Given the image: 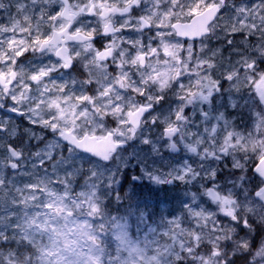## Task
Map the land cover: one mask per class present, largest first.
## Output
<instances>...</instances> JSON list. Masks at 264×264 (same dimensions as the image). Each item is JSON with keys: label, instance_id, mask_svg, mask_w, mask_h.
Segmentation results:
<instances>
[{"label": "snow or ice", "instance_id": "6c2138e0", "mask_svg": "<svg viewBox=\"0 0 264 264\" xmlns=\"http://www.w3.org/2000/svg\"><path fill=\"white\" fill-rule=\"evenodd\" d=\"M0 264H264V0H0Z\"/></svg>", "mask_w": 264, "mask_h": 264}, {"label": "rangeland", "instance_id": "374dc122", "mask_svg": "<svg viewBox=\"0 0 264 264\" xmlns=\"http://www.w3.org/2000/svg\"><path fill=\"white\" fill-rule=\"evenodd\" d=\"M197 46H198V44H197ZM186 82V81H185ZM245 123H248V117L247 116H245L244 118H243V122H242V125L241 126H243V124H245ZM110 126H114V125H110ZM152 187H161V188H163V186H152ZM147 189V188H146ZM138 190H141V188H138ZM167 192V194H170V197H171V195L172 196H177L178 198L180 197H182L183 196V191H182V188H181V190H179V189H176V188H173V189H170V190H168V191H166ZM157 195H159V194H161V193H156ZM177 204H178V201L177 202H175L174 201V203H173V207H175V206H177ZM172 207V208H173ZM113 208H115V205H113ZM159 209H160V211H162V212H164L165 213V215H167V212H168V210H169V207H168V205L164 202V200H161V203L159 204Z\"/></svg>", "mask_w": 264, "mask_h": 264}, {"label": "flooded vegetation", "instance_id": "af4514ba", "mask_svg": "<svg viewBox=\"0 0 264 264\" xmlns=\"http://www.w3.org/2000/svg\"><path fill=\"white\" fill-rule=\"evenodd\" d=\"M197 44H198V42H197ZM29 59L31 58L30 56L28 57ZM53 59H55V57H53ZM163 188L165 189V190H162V191H160V193H162V195H165L167 192L166 191H168V190H170V189H173V188H175L174 186H163ZM179 190H181V189H179Z\"/></svg>", "mask_w": 264, "mask_h": 264}, {"label": "trees", "instance_id": "16d2710c", "mask_svg": "<svg viewBox=\"0 0 264 264\" xmlns=\"http://www.w3.org/2000/svg\"><path fill=\"white\" fill-rule=\"evenodd\" d=\"M147 192V191H146ZM113 214L115 215V211H113Z\"/></svg>", "mask_w": 264, "mask_h": 264}]
</instances>
